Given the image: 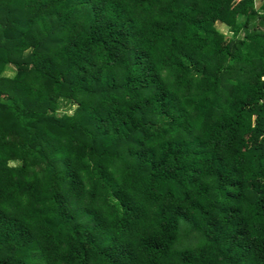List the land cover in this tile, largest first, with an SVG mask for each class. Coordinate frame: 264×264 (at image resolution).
Wrapping results in <instances>:
<instances>
[{"label": "trees", "instance_id": "16d2710c", "mask_svg": "<svg viewBox=\"0 0 264 264\" xmlns=\"http://www.w3.org/2000/svg\"><path fill=\"white\" fill-rule=\"evenodd\" d=\"M0 264H264V0H0Z\"/></svg>", "mask_w": 264, "mask_h": 264}, {"label": "rangeland", "instance_id": "374dc122", "mask_svg": "<svg viewBox=\"0 0 264 264\" xmlns=\"http://www.w3.org/2000/svg\"><path fill=\"white\" fill-rule=\"evenodd\" d=\"M223 31H225L226 33H229L227 28H224ZM5 73L8 75H12L14 73V69L8 68L5 71ZM59 107H60V112H67L69 114H73L77 108V105L76 104H70V102H68V101H62V102H60ZM14 163H18V162L16 161Z\"/></svg>", "mask_w": 264, "mask_h": 264}]
</instances>
